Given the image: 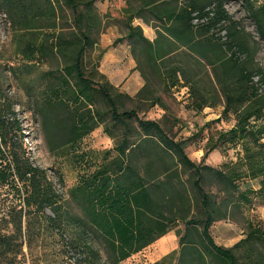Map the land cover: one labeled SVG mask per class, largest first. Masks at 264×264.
<instances>
[{
  "label": "trees",
  "instance_id": "trees-1",
  "mask_svg": "<svg viewBox=\"0 0 264 264\" xmlns=\"http://www.w3.org/2000/svg\"><path fill=\"white\" fill-rule=\"evenodd\" d=\"M94 1L61 0L71 12V29L46 35L35 46H24L22 56L27 61L41 55L55 57L59 63L47 73L51 77L42 94L48 98L42 99L40 105L35 102V109L49 135L54 128H63L66 146L80 141L102 121L96 117L97 110L94 113L88 108L94 106L96 95L108 107L114 124L135 121L140 131L137 142L130 143L128 135L122 134L111 150L113 157L111 152H105L101 162L87 166L81 162L78 182L63 198L45 171L33 166L25 156L17 120L14 116L5 118L10 110L4 99L1 103L0 95V186L21 191L23 208L28 214L41 217V232L56 231L64 237L65 245L84 254L90 264L98 262L100 251L108 264H120L170 231L180 219L174 215V208L178 214L185 212L186 199L182 188L178 190L174 183L178 175L173 172V166H181L192 172V189L204 219L197 241L192 233L196 222H187L179 238L178 260L185 256L189 264H264V254L256 246H264V230L257 224L245 220L247 232L231 248L217 246L209 233L213 222L225 219L221 211L239 203L248 204L249 194L264 202V70L254 62L259 48H264V6L254 8L250 0H240L254 27V37L227 14L225 0H135L134 8L124 9L130 14L125 40L132 54H140L153 69L159 68L158 63L160 68H167L161 77L168 88L180 81L183 88L188 86L190 106L196 113L220 105L219 97L222 98V111L215 122L232 118L233 125L218 132L214 142L207 140L203 158L214 150L237 152L234 162L215 170L192 163L182 144L167 137L159 123L139 119L135 110L119 112L116 99L111 96L114 87L107 81L97 85L87 76L84 53L93 46L92 35L100 25ZM38 5L41 13L36 11ZM0 11L15 32L36 29L39 18L53 24L56 16L52 0H0ZM132 19L151 24L155 39L147 40L141 28L130 23ZM181 51L187 60L209 70L216 89L198 88L196 76L188 74L187 62L172 60L171 65L165 64L166 59ZM135 99L150 102L149 107L159 103L144 88ZM81 105L86 108L83 113ZM59 108L67 111L63 123L50 117ZM204 172L222 194L217 202L202 188ZM246 180L257 181V191L239 192V183ZM13 228L14 234L0 232V257L15 246L14 235L21 234V209ZM173 258L174 252L154 264H172Z\"/></svg>",
  "mask_w": 264,
  "mask_h": 264
},
{
  "label": "rangeland",
  "instance_id": "rangeland-1",
  "mask_svg": "<svg viewBox=\"0 0 264 264\" xmlns=\"http://www.w3.org/2000/svg\"><path fill=\"white\" fill-rule=\"evenodd\" d=\"M52 1L56 9L53 21L55 25L48 20L41 21L39 18L34 30L20 29L15 32L9 25V19L0 11V95H2L1 103L4 99V105L7 104L10 110L5 114V118L14 116L17 120L25 156L33 166L45 171L54 190L65 198L67 190L78 182L81 162L84 166L101 162L103 154L113 150L121 140L122 134H127L129 142L134 143L137 142L140 131L133 119L124 125L114 124L110 119L108 107L96 95L94 106L88 108L94 113L97 110L96 117L102 121L77 143L63 145L66 140L63 128H54L51 135L43 129L41 115L35 109V102L40 105L42 99L48 98L47 94H42V91L51 77L47 73L59 66L58 59L38 55L34 56L32 61H27L23 58L22 52L25 53L26 44L35 46L41 43V39L46 35L58 33L60 30L68 32L71 29L70 10L63 6L61 0ZM250 2L254 8L264 6V0H250ZM93 6L100 25L98 31H94L92 35L93 46L84 53L83 69L97 85L107 81L114 87L111 96L116 99L118 111L135 110L139 119L159 123L167 137L182 144L185 155L195 165L219 170L224 164L234 162L237 149L225 152L214 150L203 158L207 140L211 139L214 142L218 132L226 131L233 125L232 118L228 121L215 122L222 111V98L219 97L220 105L204 108L196 113L190 106L188 86L187 89L183 88V82L180 81L175 87L168 88L161 77V73L167 71V68H160L161 63H158L159 68L153 69L145 63L140 54H132L125 40L126 24L130 14H126L124 9L134 8L135 0H95ZM224 9L233 21L239 22L247 34L255 36L252 22L243 10L240 0H225ZM36 11L41 13L40 5L36 7ZM130 23L143 28L145 36L149 37L153 34L154 37L155 31L151 28V24H144L139 19H132ZM172 60L187 62L188 74L196 76L198 88L205 90L215 87L209 70L196 66L190 59L187 60L183 56V51L166 59L165 64L171 65ZM254 62L264 70L263 47L257 51ZM131 66H134V69H130ZM134 73L139 75L136 79L137 83L133 78ZM140 84L147 94L159 99L158 105L149 107L150 102H141L135 99L136 94L131 95ZM68 106L75 109L71 104ZM80 110L83 113L86 108L81 105ZM66 116V108H59L50 115L56 123H63ZM114 155L112 151L111 156ZM173 172L178 175V180L174 183L177 184L178 190L181 188L183 190L186 210L178 214L176 208L173 209L174 215L180 219L169 231L177 238L172 264H189L185 256L184 260H178L179 238L184 234L187 222L195 221L196 225L192 233L193 239L197 241L204 213L199 207L197 194L192 189V172L176 165L173 166ZM203 177L202 188L211 199L219 201L222 194L218 192L211 176L204 172ZM257 189L258 183L255 180L239 183V192L257 191ZM21 198V191L17 193L13 188L0 186V232L14 234L16 214L18 215L21 209V234L14 235L15 246L13 245L14 247L6 251V255L0 257V264L91 263L85 259L84 254L65 245L64 237L56 231L41 232V217L28 214L23 208ZM248 198L250 200L248 204L239 203L237 207H229L226 211H221L225 219L216 220L211 224L209 233L218 246L231 248L238 240L244 238L247 232L245 220L257 224L264 230V202L253 193L249 194ZM74 212L77 211L74 209ZM46 214L50 216L47 211ZM189 227L192 229V226ZM256 246L264 254V246ZM156 252V248L152 247L145 253L132 256L120 264H151ZM96 264H108L102 251L99 252V260Z\"/></svg>",
  "mask_w": 264,
  "mask_h": 264
},
{
  "label": "crops",
  "instance_id": "crops-1",
  "mask_svg": "<svg viewBox=\"0 0 264 264\" xmlns=\"http://www.w3.org/2000/svg\"><path fill=\"white\" fill-rule=\"evenodd\" d=\"M139 26V25H136ZM140 27V26H139ZM141 28V27H140ZM143 28H141L142 30ZM152 30V29H151ZM145 30H142V33ZM153 31V30H152ZM144 35V34H143ZM144 37L149 40L150 42H152L155 39V35L153 37V34L151 36H145ZM130 69H134V66H131ZM137 77H139V75H137L136 73L133 74V78L135 80V83H137ZM142 85L140 84L136 90L131 94V95H135L139 89H141ZM243 239V238H242ZM241 240V239H240ZM239 241V240H238ZM237 241V242H238ZM236 242V243H237ZM216 244V242H214ZM235 243V244H236ZM217 245V244H216ZM218 246V245H217ZM156 248L157 252L154 255L155 258H153L151 264H154L156 262H159L162 258H164L165 256H167L168 254L174 252L177 248V238L176 236H174L173 234H171V232L166 233L164 236L160 237L159 239H157L153 244H151L150 246H148L147 248H145L144 250H142L141 252L133 255V256H138L140 254H143L146 252V250L150 249V248ZM132 257V256H131Z\"/></svg>",
  "mask_w": 264,
  "mask_h": 264
}]
</instances>
